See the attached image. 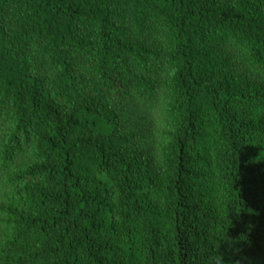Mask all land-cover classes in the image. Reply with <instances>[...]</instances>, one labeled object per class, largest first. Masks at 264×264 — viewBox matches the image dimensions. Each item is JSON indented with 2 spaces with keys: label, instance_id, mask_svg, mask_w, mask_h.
Listing matches in <instances>:
<instances>
[{
  "label": "trees",
  "instance_id": "16d2710c",
  "mask_svg": "<svg viewBox=\"0 0 264 264\" xmlns=\"http://www.w3.org/2000/svg\"><path fill=\"white\" fill-rule=\"evenodd\" d=\"M0 264H264V0H0Z\"/></svg>",
  "mask_w": 264,
  "mask_h": 264
},
{
  "label": "rangeland",
  "instance_id": "374dc122",
  "mask_svg": "<svg viewBox=\"0 0 264 264\" xmlns=\"http://www.w3.org/2000/svg\"><path fill=\"white\" fill-rule=\"evenodd\" d=\"M150 107H151V106H149L147 109H151ZM142 109H143V104H142V105H140V106L137 108V110H138L139 112H141V111H142Z\"/></svg>",
  "mask_w": 264,
  "mask_h": 264
}]
</instances>
